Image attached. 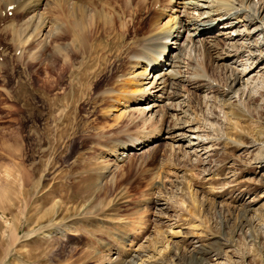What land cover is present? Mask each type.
Instances as JSON below:
<instances>
[{
	"label": "rangeland",
	"instance_id": "1",
	"mask_svg": "<svg viewBox=\"0 0 264 264\" xmlns=\"http://www.w3.org/2000/svg\"><path fill=\"white\" fill-rule=\"evenodd\" d=\"M108 1L107 27L87 18L66 49L64 12L70 28L18 58L4 25L22 17L0 13V264H122L139 249L142 264H264V84L227 104L231 61L197 44L217 91L197 94L193 114L213 123L212 143L117 156L119 139L148 129L145 104L125 96L137 39L176 8ZM244 26L225 29L237 46Z\"/></svg>",
	"mask_w": 264,
	"mask_h": 264
},
{
	"label": "bare ground",
	"instance_id": "2",
	"mask_svg": "<svg viewBox=\"0 0 264 264\" xmlns=\"http://www.w3.org/2000/svg\"><path fill=\"white\" fill-rule=\"evenodd\" d=\"M170 1L176 10L169 19L168 12L163 21L162 16H159L161 22H153L148 31L137 39L136 52L132 54L134 63H131V72L126 77L134 82L129 83L130 89L125 96L131 98L132 102L145 104L143 117L148 129L142 130L145 136L128 134L126 139H119L113 146L117 156L127 157L133 150L142 151L157 140H165L173 150L197 146L201 148L200 151H205V144L212 143L211 136L204 130L205 123L202 122V125L193 114L192 105L197 94L209 89L217 91V83L208 75L203 61L201 65L198 63L197 44L200 50L208 44L216 62L228 60L233 63L223 64L224 69L226 67L229 70L231 83L222 91V100L227 104L239 92L240 97L245 93L253 95L258 91L256 88H259V84H264V39L259 38L264 33V6L252 0ZM108 3V0H0V13L12 11L15 16L22 17L18 22H8L11 25L7 28L5 24L3 29L10 39H17L14 48L18 58L37 42L43 47L47 46L57 33L62 32L64 26L70 28L68 22L60 19L64 12L75 24L72 41L65 43L66 49L74 47L75 40L80 41V27L87 18L93 17L107 27L109 14L104 8ZM160 5L154 7L159 8ZM2 15L5 16V13ZM146 23L143 22L141 28ZM243 25L246 30L238 35L247 36L249 41L237 46L231 42L234 36L225 29ZM140 69L141 72H138ZM206 124L213 129L212 122L206 121ZM249 147L252 146L247 149ZM146 255L139 249L134 250L129 259L124 260L120 256L115 258L122 259V264H142Z\"/></svg>",
	"mask_w": 264,
	"mask_h": 264
}]
</instances>
